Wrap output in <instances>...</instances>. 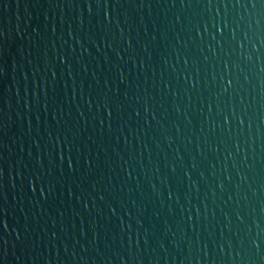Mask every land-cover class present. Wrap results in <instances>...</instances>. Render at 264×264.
<instances>
[{"label": "water", "instance_id": "water-1", "mask_svg": "<svg viewBox=\"0 0 264 264\" xmlns=\"http://www.w3.org/2000/svg\"><path fill=\"white\" fill-rule=\"evenodd\" d=\"M0 264H264V0H0Z\"/></svg>", "mask_w": 264, "mask_h": 264}]
</instances>
